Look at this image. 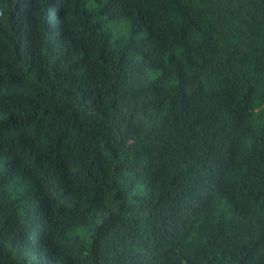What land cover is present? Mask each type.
Masks as SVG:
<instances>
[{
    "label": "trees",
    "instance_id": "1",
    "mask_svg": "<svg viewBox=\"0 0 264 264\" xmlns=\"http://www.w3.org/2000/svg\"><path fill=\"white\" fill-rule=\"evenodd\" d=\"M0 264H264V0H0Z\"/></svg>",
    "mask_w": 264,
    "mask_h": 264
},
{
    "label": "rangeland",
    "instance_id": "2",
    "mask_svg": "<svg viewBox=\"0 0 264 264\" xmlns=\"http://www.w3.org/2000/svg\"><path fill=\"white\" fill-rule=\"evenodd\" d=\"M1 120V119H0Z\"/></svg>",
    "mask_w": 264,
    "mask_h": 264
}]
</instances>
